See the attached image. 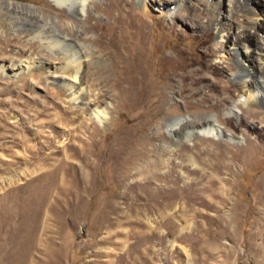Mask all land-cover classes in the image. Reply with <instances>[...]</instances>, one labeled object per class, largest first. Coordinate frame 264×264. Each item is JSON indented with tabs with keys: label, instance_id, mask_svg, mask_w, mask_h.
Masks as SVG:
<instances>
[{
	"label": "rangeland",
	"instance_id": "374dc122",
	"mask_svg": "<svg viewBox=\"0 0 264 264\" xmlns=\"http://www.w3.org/2000/svg\"><path fill=\"white\" fill-rule=\"evenodd\" d=\"M211 1L185 0L170 16L167 0H150L147 13L138 0H111L113 7L88 0L80 15L51 0H0V59L19 65L37 55L60 63L64 52L46 43L64 34L87 48L99 40L112 47L94 53L98 66H108L114 53L127 57L128 85L116 90L121 79L112 81L113 71L94 75L107 96L102 108L111 111L99 123L73 113L44 83L0 74V264H264V107L252 104L260 113L249 115L236 87L242 74L231 75L236 62L227 49L239 43L244 18L226 23L222 63ZM255 31L264 34V20ZM255 38L252 32V46ZM60 110L83 119L84 128L71 135L79 121L44 122ZM34 115V122L21 121ZM212 119L222 133L201 125ZM25 127L59 134L43 150L53 158L38 160L37 169L22 161L30 156L20 145ZM61 158L84 173V185H50L61 175L53 166Z\"/></svg>",
	"mask_w": 264,
	"mask_h": 264
},
{
	"label": "bare ground",
	"instance_id": "6f19581e",
	"mask_svg": "<svg viewBox=\"0 0 264 264\" xmlns=\"http://www.w3.org/2000/svg\"><path fill=\"white\" fill-rule=\"evenodd\" d=\"M51 1L57 7L61 5L70 6L72 10H76V12L80 15V13L86 12V2L88 0H83V5L81 4L80 7H75V4H74L75 0H51ZM138 1L140 5L142 6L144 12L146 13L150 12V7H151L150 0H138ZM227 1H228V5L226 9H224L225 7L222 8L223 0L211 1L212 5L210 8V14L212 18L210 21V26L216 33L215 34L216 39L219 40L216 43H214L213 48L216 52H219L220 54H222L220 57L218 56L221 59L222 63L226 62L224 61L226 60L225 54H227L226 47L222 44V40L224 38L226 25H227L226 23L229 20H233L238 17H243L244 24L241 27V29H244V30L238 31L239 37L237 38V40L239 39L238 40L239 43L232 44L231 48L229 47L227 50L229 51L228 53L229 58H231L233 61L236 62V70H234L235 72L232 71L231 75L236 76L237 74L238 75L242 74L240 77L237 75L239 78V81L236 87L238 91L239 102H241L244 105H248L249 115L254 116L260 112L254 109L252 107L253 106L252 104L258 103L264 107V34H260L255 31L256 25L259 23V20L260 19L264 20V10L261 9L260 5L258 6V3H262V2L264 3V0H227ZM184 2L185 0H167V4L169 8L168 14L171 16L176 11V8L184 4ZM113 4L115 5V3L111 2L110 0V2L106 4V6L111 7L110 5H112L113 7ZM104 11H107V10L104 9ZM61 15L63 14L60 11V16ZM252 32L256 34L255 39L257 43L255 44V46H252L251 45L252 43L250 44V37H251ZM79 46H82L83 48L80 49ZM107 46L112 47V44L104 43V42L103 44L102 43L100 44L99 40H93V42L89 43V48H87L84 43L78 42L76 38L71 39L67 35L64 34V37L62 39H56L54 41H50L46 43V48L49 49L50 51L56 48H60L64 52V54L61 57H58V60L60 61V63H51V62L49 63V62H46L41 57L36 55L32 59L21 60L19 62V65H20L19 66V65H16L13 61H11L12 59L6 60L3 58V59H0V74H5L6 76L9 75L10 77L12 76L17 81L19 79L31 81L33 82L34 85H37V83H44L50 87L51 89L50 91L53 92V95L55 97H59L61 95L62 97L64 96V98H66L67 103L70 104L71 110L77 109L76 111H79L82 114L84 113L85 115H90L91 117H94L99 123H101V122L107 121L110 118L111 111L106 108L104 109L102 108V104L104 103L105 97L107 96L104 93V91H101L102 87L100 86V84L102 83V81L98 80L97 78L98 75L96 77L94 75L95 74H99V75L108 74L109 71H113L115 74L113 75L115 77L114 79H112V81L118 78L121 79V81L116 82L117 84H115V86L113 84V86L117 88L116 90H121L125 92L128 89V85L124 86L125 78L123 77L125 73L124 64H125V60L127 57L125 56L118 57V54L114 53L115 57L112 58V61L108 66H98L99 62L93 57L94 53L101 51V50H104V51L107 50ZM91 67H95L97 69L96 73L90 72L89 69H91ZM215 67H218V66L216 65ZM248 69H251L255 73V79L253 78L254 76L252 77L248 73ZM93 76H94L93 82L88 85L87 79H89L90 77L92 78ZM213 79H216V78H213ZM102 80L103 82H105V85L111 82V80L108 81L107 76L106 77L104 76ZM217 81L212 80L211 84L214 85ZM129 82H131V80ZM133 82H135L134 79L132 83ZM135 84H133V86ZM222 87H227V85L224 84L222 85ZM209 88L210 87L208 85V89ZM89 92H93L95 95L94 97L92 96L93 97L92 99H89L87 97ZM60 99L62 98L60 97ZM26 104L21 105L23 109L26 108ZM50 104H51V107L53 108L58 106V104L54 101H52ZM47 107L48 106L44 105L42 106V109L44 110ZM234 108H236V105H232L228 111L232 112ZM43 110H41V113H43ZM73 111L74 110H72V112ZM70 113L71 112H68L66 110H60L58 113H55L53 118L51 117L50 120L44 121V122H63L67 124V123H78L79 121V123L76 126H73L68 129L69 134L72 135V133L79 131L81 128H84L85 121L83 119H79V117L70 118L69 117ZM34 118H35V115L30 116V117H25V119L21 118V121L25 120V122H34ZM177 122H179V120ZM171 124L172 123H169V127H172ZM201 125L210 127L213 130V132H215L216 134L222 133L223 131L221 127L217 124V120L215 119L206 121L205 123H202ZM200 126L198 127L200 128ZM18 132H19L20 145H23L25 148L27 147L26 150L30 154V156L27 155L26 158L22 159L23 162L30 163V164L32 163L33 167L37 169L36 168L37 165L35 163H37L38 160H42L44 162L48 159L53 158L51 157L53 155V152L45 153L43 150L46 147L47 148L50 147L51 143L53 142L54 137L59 136V134L55 133L54 131H50L46 135H44L41 131L33 130L30 127H25L24 129L19 128ZM259 132H260L261 138H259L258 144H262L264 142V130H260ZM92 135L93 133L89 134V136H92ZM32 136L35 138H33ZM39 137H41L42 140L39 141L38 144L36 143L34 145H27V141H30V140H33ZM68 147L69 146H67L66 144L63 145L61 149L59 147L60 152L63 153V149L65 148L66 150ZM81 158H82V162H84L83 168L88 167L87 165L88 158L85 156H82ZM55 161H56V164H53V166L56 168V170L61 175L58 177L57 180H51L50 185L66 186V185H70L71 183L72 184L77 183L78 186L84 185V180L82 178L84 173L82 174V171H77L74 168L68 167V165L65 164L63 158L55 159ZM67 175H74L76 176V178L75 180H72V179L69 180V179H66ZM255 254L257 255V253ZM255 257L253 258L255 259Z\"/></svg>",
	"mask_w": 264,
	"mask_h": 264
}]
</instances>
